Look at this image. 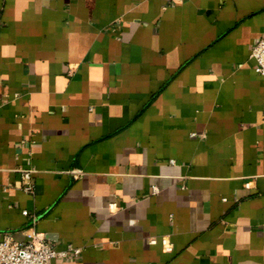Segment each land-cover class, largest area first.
Listing matches in <instances>:
<instances>
[{
	"label": "crops",
	"instance_id": "crops-1",
	"mask_svg": "<svg viewBox=\"0 0 264 264\" xmlns=\"http://www.w3.org/2000/svg\"><path fill=\"white\" fill-rule=\"evenodd\" d=\"M262 35L264 0H0V238L33 226L50 264H264Z\"/></svg>",
	"mask_w": 264,
	"mask_h": 264
},
{
	"label": "built area",
	"instance_id": "built-area-1",
	"mask_svg": "<svg viewBox=\"0 0 264 264\" xmlns=\"http://www.w3.org/2000/svg\"><path fill=\"white\" fill-rule=\"evenodd\" d=\"M181 1V0H172ZM249 56L255 61L254 70L264 75V35L260 36L250 49ZM73 178L79 177L80 171L77 169L70 170ZM20 189L26 193L34 192L31 170L20 169ZM155 191L156 189L153 188ZM23 215H28L27 210H22ZM32 223H35L36 217L32 216ZM25 238L16 240L9 232L2 234L0 238V264H50V260L56 256L65 255V251L55 250L47 241L45 235L37 231L33 226L25 229ZM156 238H150L149 243H156ZM162 248L169 252L172 245L167 237H161ZM74 253L79 251L78 248H71Z\"/></svg>",
	"mask_w": 264,
	"mask_h": 264
}]
</instances>
